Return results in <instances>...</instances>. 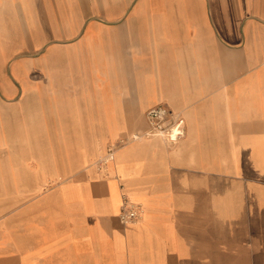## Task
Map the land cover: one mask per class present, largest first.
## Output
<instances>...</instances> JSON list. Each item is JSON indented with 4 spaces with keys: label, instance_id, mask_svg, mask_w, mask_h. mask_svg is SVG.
Returning a JSON list of instances; mask_svg holds the SVG:
<instances>
[{
    "label": "crops",
    "instance_id": "crops-1",
    "mask_svg": "<svg viewBox=\"0 0 264 264\" xmlns=\"http://www.w3.org/2000/svg\"><path fill=\"white\" fill-rule=\"evenodd\" d=\"M0 199V264H264V0H0Z\"/></svg>",
    "mask_w": 264,
    "mask_h": 264
},
{
    "label": "built area",
    "instance_id": "built-area-1",
    "mask_svg": "<svg viewBox=\"0 0 264 264\" xmlns=\"http://www.w3.org/2000/svg\"><path fill=\"white\" fill-rule=\"evenodd\" d=\"M148 128L143 133H137L131 137L118 138L115 144L108 146L106 152L97 164L99 168L114 158L116 145L125 143L128 139H138L141 137L161 136L169 142H175L184 132V120L179 114L172 115L171 111L164 105L158 104L148 108L145 112ZM142 207L138 203L124 198L119 219L122 223L128 224L135 222L141 215Z\"/></svg>",
    "mask_w": 264,
    "mask_h": 264
},
{
    "label": "rangeland",
    "instance_id": "rangeland-1",
    "mask_svg": "<svg viewBox=\"0 0 264 264\" xmlns=\"http://www.w3.org/2000/svg\"><path fill=\"white\" fill-rule=\"evenodd\" d=\"M104 155V153H101L99 156V159H101L102 158V156ZM98 159V160H99ZM95 168H99V165L96 163V167ZM101 169L103 168V166H101L100 167ZM35 187V186H34ZM42 192V185H40L39 186V190H37V191H31V195L29 196V198H27V199H31V200H33L34 198H36L37 197V195L39 194V193H41ZM11 203H13V202H11ZM16 203H19V202H16ZM0 205H1V207L2 208H7V206H8V202H7V200H5V199H0Z\"/></svg>",
    "mask_w": 264,
    "mask_h": 264
},
{
    "label": "bare ground",
    "instance_id": "bare-ground-1",
    "mask_svg": "<svg viewBox=\"0 0 264 264\" xmlns=\"http://www.w3.org/2000/svg\"><path fill=\"white\" fill-rule=\"evenodd\" d=\"M173 148V147H172Z\"/></svg>",
    "mask_w": 264,
    "mask_h": 264
}]
</instances>
